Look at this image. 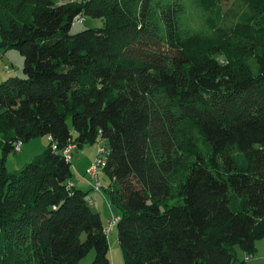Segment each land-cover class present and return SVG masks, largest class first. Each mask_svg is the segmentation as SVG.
Here are the masks:
<instances>
[{
    "label": "trees",
    "instance_id": "obj_1",
    "mask_svg": "<svg viewBox=\"0 0 264 264\" xmlns=\"http://www.w3.org/2000/svg\"><path fill=\"white\" fill-rule=\"evenodd\" d=\"M185 3L0 0V49L24 59V76L0 84V264H78L92 250L91 264H110L101 218L89 191L67 189L62 154L96 142L123 264L253 255L264 238V25L230 26L253 61L238 72L188 28ZM79 16L101 25L73 33ZM39 137L47 151L9 173L15 144Z\"/></svg>",
    "mask_w": 264,
    "mask_h": 264
},
{
    "label": "rangeland",
    "instance_id": "obj_2",
    "mask_svg": "<svg viewBox=\"0 0 264 264\" xmlns=\"http://www.w3.org/2000/svg\"><path fill=\"white\" fill-rule=\"evenodd\" d=\"M61 3L71 0H52ZM185 14L187 26L192 31L200 34L208 40L218 41L217 45L225 51V57L217 59L222 62H231L238 72H246L247 68H253L250 57L242 58L234 49L235 44L240 43L241 38L233 35L230 26L239 21L250 22L254 26L264 25V0H186ZM99 20L86 19L81 25H74L72 32H78L92 26H100ZM248 43V42H247ZM24 59L14 49H0V84L9 77L22 78ZM254 70V69H253ZM191 141L195 151L205 154V147L200 136L193 132ZM48 138L39 137L28 140L21 144L19 151H14L5 157V168L9 173L19 172L27 164L42 156L48 149ZM105 143H93L73 149L71 151V175L72 181L82 190L90 189L87 198H91V209L98 213L108 240V258L110 264H123V256L118 244L116 226H111V220L119 214L108 199L110 181L104 171L98 172V179L103 188L94 191V180L89 177L88 170L96 162L99 156V148ZM2 157L0 148V159ZM188 157L185 156L184 158ZM233 206L237 205L238 199L231 195ZM107 230V231H106ZM255 252L251 255L248 264H264V238L255 242ZM239 260L243 259L244 253L238 247L234 248ZM94 258L92 250L78 264H91Z\"/></svg>",
    "mask_w": 264,
    "mask_h": 264
},
{
    "label": "built area",
    "instance_id": "obj_3",
    "mask_svg": "<svg viewBox=\"0 0 264 264\" xmlns=\"http://www.w3.org/2000/svg\"><path fill=\"white\" fill-rule=\"evenodd\" d=\"M84 21V18L82 16H79L77 17L75 20H74V23L75 24H82ZM21 142H18L15 144V147H14V151H19L20 150V147H21ZM55 149V147H53V150ZM75 149V146L73 145H70L68 147H66L62 154L64 156V158L67 160V161H70L71 162V151ZM105 149L103 146H101L99 148V156L96 160V162L92 165V167L88 170V175L90 178H92L95 182L94 186H93V190L94 191H100L103 186L102 184L100 183L99 179H98V172L99 171H102L104 166H105ZM74 188V183L73 181H68L67 183V189H72ZM89 205H91V201L89 200L88 201ZM117 220H118V217L117 216H114L111 220V226L112 225H115L117 223ZM105 231V230H104ZM107 231V230H106ZM107 234V232H105ZM251 260V255H244L243 259L239 260L238 262L234 263V264H248Z\"/></svg>",
    "mask_w": 264,
    "mask_h": 264
},
{
    "label": "crops",
    "instance_id": "obj_4",
    "mask_svg": "<svg viewBox=\"0 0 264 264\" xmlns=\"http://www.w3.org/2000/svg\"><path fill=\"white\" fill-rule=\"evenodd\" d=\"M77 186V185H76ZM87 191H91L90 189H86ZM91 200V198H89Z\"/></svg>",
    "mask_w": 264,
    "mask_h": 264
}]
</instances>
